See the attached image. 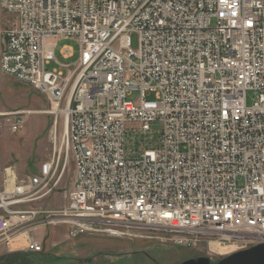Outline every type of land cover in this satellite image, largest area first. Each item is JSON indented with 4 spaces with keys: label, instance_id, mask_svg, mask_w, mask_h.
Masks as SVG:
<instances>
[{
    "label": "built area",
    "instance_id": "1",
    "mask_svg": "<svg viewBox=\"0 0 264 264\" xmlns=\"http://www.w3.org/2000/svg\"><path fill=\"white\" fill-rule=\"evenodd\" d=\"M0 8L12 16L0 71L46 97L54 128L62 120L60 147L0 192V245L40 253L46 225L71 239L135 228L210 255L264 243V0ZM59 38L77 42L74 65L50 67ZM3 117L12 132L22 126L19 111ZM68 158L66 202L45 208Z\"/></svg>",
    "mask_w": 264,
    "mask_h": 264
},
{
    "label": "rangeland",
    "instance_id": "2",
    "mask_svg": "<svg viewBox=\"0 0 264 264\" xmlns=\"http://www.w3.org/2000/svg\"><path fill=\"white\" fill-rule=\"evenodd\" d=\"M11 17L0 8V29L7 27ZM65 46L73 49V55L67 59L60 55ZM77 58V42L73 38H59L55 45L56 62L50 67L58 64L72 66ZM246 97L250 103L251 93L247 92ZM49 108L48 100L38 90L0 72V192L10 188L14 178L36 173L54 149L60 147L62 120L59 117L54 128ZM14 111L22 113L23 121L19 130L12 132L3 114ZM68 159L56 192L42 201L45 208L56 209L66 202L65 194L73 175V164ZM114 230L118 232L112 234L105 231V227L97 228L71 239L66 236L64 225H46L39 229L42 252L11 251L0 245V264H168L196 255L209 257L216 263L229 254L223 250L221 255H210L206 244L195 248L171 244L166 234L161 237L158 233L135 228ZM165 237L167 240H161Z\"/></svg>",
    "mask_w": 264,
    "mask_h": 264
},
{
    "label": "water",
    "instance_id": "3",
    "mask_svg": "<svg viewBox=\"0 0 264 264\" xmlns=\"http://www.w3.org/2000/svg\"><path fill=\"white\" fill-rule=\"evenodd\" d=\"M182 264H208V258L200 257L197 260H187ZM215 264H264V243L233 252L219 259Z\"/></svg>",
    "mask_w": 264,
    "mask_h": 264
},
{
    "label": "flooded vegetation",
    "instance_id": "4",
    "mask_svg": "<svg viewBox=\"0 0 264 264\" xmlns=\"http://www.w3.org/2000/svg\"><path fill=\"white\" fill-rule=\"evenodd\" d=\"M200 257H206V256H203V255L189 256V257L182 258L176 262L168 263V264H182L183 262H185L187 260H197ZM207 258H208V264H215V263L210 261L209 257H207ZM158 264H160V263H158Z\"/></svg>",
    "mask_w": 264,
    "mask_h": 264
},
{
    "label": "crops",
    "instance_id": "5",
    "mask_svg": "<svg viewBox=\"0 0 264 264\" xmlns=\"http://www.w3.org/2000/svg\"><path fill=\"white\" fill-rule=\"evenodd\" d=\"M1 31H2V29H0V47H1ZM1 72V71H0ZM3 74V73H2ZM39 235H42L41 233L39 234ZM40 237V236H39Z\"/></svg>",
    "mask_w": 264,
    "mask_h": 264
}]
</instances>
